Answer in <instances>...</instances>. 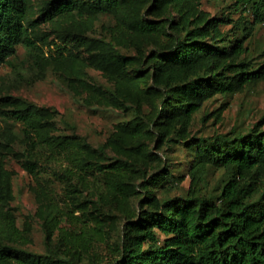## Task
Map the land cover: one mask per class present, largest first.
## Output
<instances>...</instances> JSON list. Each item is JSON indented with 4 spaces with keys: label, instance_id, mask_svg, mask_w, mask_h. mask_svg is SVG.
Here are the masks:
<instances>
[{
    "label": "trees",
    "instance_id": "trees-1",
    "mask_svg": "<svg viewBox=\"0 0 264 264\" xmlns=\"http://www.w3.org/2000/svg\"><path fill=\"white\" fill-rule=\"evenodd\" d=\"M195 1L152 0V8L165 6L167 10L178 11L186 6L192 10ZM233 2L243 12L250 13L253 23H264V0ZM124 8L122 0H92L91 7L93 11L116 14ZM28 13L29 0H0V65L7 63L15 68L11 58L21 45L26 61L34 68L56 66V60L63 57L62 51L46 54L43 47L49 43L40 42L34 27L59 16L70 18L73 26L88 14L77 0H47L32 20H28ZM161 22L140 17L131 20L137 31L153 34L158 45L156 51H151L147 64L152 71H146V75L154 77L162 92L147 125L160 126L176 118L181 127L174 134L179 139L181 128L203 101L257 83L264 78V64L254 66L250 60L238 59L246 49L239 40L219 46L214 25L187 27L186 20L181 25L184 32L180 33L171 18L164 24ZM117 26L119 33L126 31L121 23L117 22ZM206 34L212 36V42L204 40ZM74 36L82 43L89 40L79 33ZM110 47L117 69L132 62V57L122 53L114 43L110 42ZM173 64L179 66L184 76L171 82L166 77L160 79L159 71ZM140 66L141 62L137 68ZM55 112L53 107L22 100L2 113L4 120L20 127L22 139L17 138L22 142L27 171L36 177L48 168L54 179L64 185V198L59 203L43 193L45 208L40 226L44 250L37 252L21 246L28 237L16 222L14 208L10 206L12 196L1 169L5 151L19 140L14 139L8 125L3 130L0 128V264H84L92 242L106 240L98 216L100 211L95 215L93 211L83 210L84 202L91 199L84 195L80 203L73 206L70 203L73 196L86 192H92V200L99 208L102 202H123L126 196L141 193L140 210L127 212L121 223L117 254L110 264H264V127L259 125L264 116L246 131L199 137L194 143L197 161L192 172L194 189L185 194L158 196L157 188L176 185L174 173L164 166L146 173L136 165L132 154L129 157L120 150L108 153L104 143L93 146L65 119L61 123L70 133L49 132L44 116ZM142 127L137 121L130 130L138 133ZM166 132V127L160 128L158 136H165ZM140 145L133 141L131 149L138 150ZM206 166L223 169L219 183L209 193L200 190L201 174ZM136 173L141 181H137ZM34 191L42 194L39 188ZM144 202L149 203L148 207H144Z\"/></svg>",
    "mask_w": 264,
    "mask_h": 264
},
{
    "label": "rangeland",
    "instance_id": "rangeland-1",
    "mask_svg": "<svg viewBox=\"0 0 264 264\" xmlns=\"http://www.w3.org/2000/svg\"><path fill=\"white\" fill-rule=\"evenodd\" d=\"M46 1L29 0L28 20L37 17ZM77 1L88 13L78 24L72 26L70 18L59 16L34 27L40 42L49 43L48 47H43L46 54L49 51L53 55L57 54L58 49L62 51L63 57L56 60V66L34 68L26 61L25 50L21 45L16 48V56L11 58L16 64L15 68L12 69L7 63L0 65V128L3 130L8 125L17 141L19 136L22 139L20 127L10 120H4V111L14 108L22 100L38 106L53 107L56 112L44 116L49 123V132L70 133L61 123V119H65L74 125L78 135L85 137L93 146L104 143L108 146V153L120 150L129 157L132 154L136 165L146 173L160 170L163 166L168 172L174 173L176 185L169 189L157 188L158 196L185 194L194 189L192 172L197 168L194 143L199 137L246 131L260 123L264 116V78L244 86L240 91L216 94L203 101L184 128H181L179 139L174 134L181 127L176 118L160 126H148L162 92L154 77L146 75V71H152L147 64L151 51H156L158 45L153 34L137 31L131 20L140 17L164 24L171 18L180 33L184 32L181 25L186 20L189 21L185 24L187 27L214 25L217 29V44L228 46L235 40L241 41L246 49L238 59L250 60L254 66L264 64V23H253L250 13L243 12L233 0H196L192 10L185 6L178 11L172 8L169 11L165 6L152 8V0H122L125 8L119 14L93 11L92 0ZM117 22L121 23L125 32L119 33ZM166 31L170 32V29ZM75 33L85 35L89 40L82 43L76 40ZM204 40L212 42L213 38L206 34ZM110 42L122 53L132 57V62L125 68L117 69L114 66ZM139 62L141 66L137 68ZM183 76L179 66L174 64L159 71V78L166 77L170 82ZM117 97L127 106L124 107ZM136 105L139 111H136ZM137 121L143 124L139 135L130 130ZM262 121L259 125L264 127ZM163 127L168 133L159 139V129ZM165 137L172 139L166 140ZM21 139L11 143L5 151L1 159L2 177L9 186L12 196L10 206L14 208L16 222L28 237L21 246L42 252L44 245L40 223L45 208L43 193L62 203L60 199L64 198V185L54 179L48 168L36 177L27 171ZM133 141L141 144L140 149H131ZM222 174L223 169L206 166L202 170L200 190L211 192ZM136 175L137 181H141L139 173ZM34 188H39L42 194L37 195ZM84 195L91 200L84 202L83 210L93 211L95 215L100 211L98 216L106 231V240L92 242L84 264H110L117 254L121 223L127 212L133 214L140 210L138 198L141 193L126 196L123 202H102L99 208L97 202L92 200V192H86L73 196L71 205L80 203ZM148 204L144 202V207H148Z\"/></svg>",
    "mask_w": 264,
    "mask_h": 264
}]
</instances>
